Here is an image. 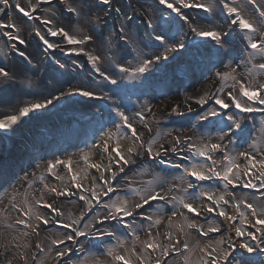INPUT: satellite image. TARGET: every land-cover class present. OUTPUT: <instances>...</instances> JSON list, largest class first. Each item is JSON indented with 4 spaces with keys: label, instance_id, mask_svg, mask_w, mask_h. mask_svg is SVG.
Segmentation results:
<instances>
[{
    "label": "bare ground",
    "instance_id": "1",
    "mask_svg": "<svg viewBox=\"0 0 264 264\" xmlns=\"http://www.w3.org/2000/svg\"><path fill=\"white\" fill-rule=\"evenodd\" d=\"M74 1L75 7H77L76 0ZM146 1L138 0L137 15L129 22L125 19V14L129 15L127 9L120 4H116L110 11H104L103 8H98V5H100L98 1L89 0L91 12L80 11L79 16H77L66 11L68 15L64 23L71 27V34L77 36L88 34L93 39L80 46L69 45L66 41L61 43L58 53L51 60V68L47 72L44 71L43 67L34 64L42 57L45 60L46 58L39 53L38 47L30 43L28 34L21 35V38L26 41L25 44H20L18 40L14 42L16 49L12 50L10 58L12 62L10 72L14 75V80L7 85H0V119H4L8 115L18 114L20 109L31 103L52 99V104L47 105L45 109L30 113L26 117H21L18 124L14 125L11 130L4 131L0 129V255L2 254L0 260H2V264H6L9 260L13 264L17 258L18 264H22L21 254H30L31 262H28V264H41V261H43V264H49L52 260L55 262L61 260L56 257V246L54 248L52 246L49 247L46 240H43L47 238L45 234L44 236L42 235L44 228L49 227L51 223L41 227L39 232L41 246L36 247L32 239L27 241L26 246H14H18V243H20L15 238V232H17L15 228L19 230L21 228V225L17 224L16 220L22 217L23 212L20 209L26 206L24 204L25 199L30 204V201L35 202L40 199L41 194H44L42 202H50L51 198L44 193L47 190L42 183L49 184L52 180L59 181L52 172L47 170L49 162L56 159L67 160L71 158V160H74L76 157L78 158L77 152L68 151L76 146L72 136L80 135L84 131L82 129L77 130L74 122L65 120L68 115H73V118L80 122H83L79 118L81 116L87 121L93 119L92 121L99 126L101 123L95 120H99L100 115L103 116L105 121L108 119L111 121L112 118H115L117 109L125 112L134 121L135 115L133 114L140 112L144 118L140 123L143 125L144 130L148 132V137L152 132L155 133L166 129L160 123V116L158 117L160 113L154 114L151 109L154 105L160 103L164 106L161 111L164 116L176 115V117L184 116L190 119L186 124H183L186 127L169 128L167 131L170 132V135L166 134L162 139L158 140V143H162L165 148H170L174 139L179 136L185 143L190 137V142L193 139L192 143L201 145L214 136L211 132L212 129L206 127L207 124H202L206 128L201 132L197 128V125L202 121L210 123L209 119H201L206 112L205 107L207 104L201 105L197 103L202 88L211 86L209 97L215 102L216 98H228L226 96L228 88H225L224 79L217 76V72L233 73L237 79L241 77V74H244V78L247 80V70L251 69L256 79L264 77V70L254 67V65L264 62L261 58L255 57L247 65L241 63V61H245L248 58V53L252 51L245 39L248 33L231 25L229 23L231 18H228L227 22L224 21L225 18L223 16L227 12L224 10L223 5L226 1L232 4V0H222V2L221 0H214L212 3H217L219 6L216 9L213 7L212 12H205L202 9L201 13H197L191 8L183 9L190 17L194 27L201 29L215 28L217 31L226 30L229 32L228 45L218 51V46L215 45L214 41L210 39L204 40L197 36L194 37L195 34L192 33L190 28V32L186 34L183 27V35L180 39L185 38V41L190 44V49L187 50L189 54L177 60L174 53H171L169 58L171 62L163 60L156 62L154 60L156 55L164 52V48L160 46L159 42L155 41L154 36L160 34L162 29L167 31L168 26L160 22L161 14L156 9L158 4L154 5L157 1L154 0L153 3H146ZM9 2H12V5L14 3L13 1ZM77 2L79 10L83 5V0H77ZM234 6L240 9L243 13L242 15L254 25L261 22L262 18L259 13L264 11V0H255V2H252V0H237ZM116 9H120V11L118 12ZM97 15H100L101 21L94 24L93 17ZM204 15L207 17H204ZM149 20L152 21V26H149ZM56 22L59 23V21ZM96 25H100L98 31ZM93 28L95 29L94 31ZM121 28H124V32L120 31ZM231 30L233 31L231 32ZM196 39H202L200 41L201 44H198V46L195 43ZM204 45L207 46L205 47ZM79 47H83L85 52L93 56H99L100 60L97 62V66L106 75L116 79L117 84L113 85L108 80H105L95 70L87 55L73 51V49H78ZM214 50L219 52L218 56L220 58L213 63L209 54ZM20 52H24L25 55L20 56ZM193 52H195L194 56L191 55ZM107 56L110 58H106ZM172 57H175V59ZM150 58L153 59V64L150 65L146 73L135 77L130 75L143 61ZM213 65H217V67L213 69ZM80 67H85L83 72L78 71ZM86 67L88 68L87 70ZM121 67L129 68L130 72L122 73L120 71ZM233 69H235V72H233ZM61 76H64L62 81V78L59 79ZM218 82L223 83L219 85ZM78 88L91 90L96 93L97 97L105 98L97 99L81 95H68L70 90ZM53 97L60 98L56 100ZM77 102L84 103L80 104ZM248 103L252 104L251 101ZM232 108L236 109L234 106L229 109L232 110ZM148 109H151V111H148ZM173 109H177V111H173ZM234 112L243 119V130L234 129L232 137L256 139L258 128L255 124L254 114L257 115V112L244 113L239 110ZM45 113L47 114L42 116ZM235 113L232 112L231 115ZM138 118L141 119L139 116ZM169 137L172 141H169ZM214 140L217 141L218 139L214 138ZM29 142L35 145L39 143L40 145L32 149L28 147ZM235 145L238 146V144ZM179 150L182 152L184 147H179ZM257 150H259L258 147ZM47 154L50 156L44 159L43 156ZM142 158L144 159V157ZM145 162L148 161H144L142 164ZM148 166H151L153 170L157 168L154 163L150 164L148 162ZM127 170L129 171L130 167ZM52 171L63 177L60 182L52 183L56 188L61 189L69 184L67 182L69 174L66 166L59 165ZM171 174L176 176L177 172ZM127 175V173L124 174L125 180ZM178 178L180 180L181 177ZM124 184L125 181H120L115 183L114 187L123 189L125 188ZM117 194L119 196L123 195V193ZM168 196L170 199L169 194ZM245 197H248V195ZM169 210L166 209L163 216H154L153 221L157 217L167 220L170 216ZM39 211L43 214L41 210ZM179 219V216L173 218L174 225ZM250 219L255 220L254 217ZM142 222L141 220L125 222L130 223L132 226L131 230L128 231H134L141 241L147 238L145 229L152 223L149 221ZM121 227L127 232L126 226L122 224ZM247 227L253 230L250 224ZM166 228L167 225L162 224L159 226V231H164ZM106 231L116 232V229L111 227ZM152 231L155 235L157 229ZM172 231L174 236H178L176 227ZM136 235H130L131 237L125 241L122 249L118 251L119 254L128 256L132 248H135L137 252H143L140 242L136 241ZM104 236L109 238L107 235H92V237L90 235L89 239L93 238L97 242ZM53 238L56 239L54 241H57L60 238V234H55ZM159 239L164 242L162 236ZM199 240L201 241L199 243L200 247L206 245L207 240ZM203 240L205 243L202 242ZM89 242H92V240L83 241L84 244ZM83 243L79 242L76 247ZM107 243L109 242L105 241L101 246L103 247ZM126 243L128 244L127 246H125ZM263 246L264 244H260L257 248L260 249ZM257 248L252 252L253 254H257ZM196 252L200 253L199 250ZM4 256L7 258L3 259ZM92 257L97 258L98 255H91L87 261L90 262ZM157 257L162 260L161 252L158 250L151 252L153 262ZM131 259L133 264H139L135 255H132Z\"/></svg>",
    "mask_w": 264,
    "mask_h": 264
},
{
    "label": "snow or ice",
    "instance_id": "2",
    "mask_svg": "<svg viewBox=\"0 0 264 264\" xmlns=\"http://www.w3.org/2000/svg\"><path fill=\"white\" fill-rule=\"evenodd\" d=\"M40 2H46L51 4L52 0H38L37 5L31 6L29 10H26L24 7H21L19 3L14 5L15 8H18L24 16L28 17L30 20H36L38 17L33 16V13L36 12L37 7ZM61 6L65 7L66 10L70 13H73L79 16L80 11L91 12V8L89 7V0H83L82 7L78 10L75 7L69 6L66 4L65 0H59ZM160 5H163L166 9L170 10L169 17L165 18L163 13L160 15V20L163 21L165 25L168 26L167 31L161 30L160 34H156L154 36L155 41L159 42L160 46L164 48V52L160 55H156L154 60L156 62L159 61H168L171 53H179L182 50H186V45L183 43L180 37L183 35V26L185 24L191 29L192 33L195 36L200 37L204 40H211L215 42V45L218 46V51L225 48L229 43L228 37L230 33L226 30L217 31L215 28L209 29H201L193 26V22L190 17L183 11V9L189 8H198L203 9L205 12L213 11V4H204L199 3L197 0H158ZM222 2V0H221ZM237 0H232V4L224 3L223 8L226 10L231 20L229 23L235 27H238L248 33L245 37L248 43V47H250L253 51L248 53V58L245 61H241V63L247 65L255 56H259L262 60H264V11L259 13L262 18L261 22L258 24H253L249 19H246L242 14L241 10L235 7ZM255 2V0H252ZM99 3L103 5H111L112 0H99ZM0 13L4 12L6 8H12L13 5L10 4L9 0H0ZM116 11H120V9H116ZM172 14H175L172 16ZM125 19L131 21L133 19L132 16L125 14ZM101 21L100 16H95L93 23H99ZM45 25L52 24L53 21L51 19L43 20ZM149 26H152V21H148ZM0 27L14 28L16 27L14 24L0 25ZM174 29V30H173ZM95 29L93 28V31ZM19 31V29H17ZM121 32H124V28L120 29ZM8 39L10 40H18L20 44H25L26 41L20 38L18 35H13L11 32L6 33ZM36 35L39 36V39L43 41L44 45H46L47 49H54L59 47V45L49 42L46 39L45 35H41L37 30ZM47 35L61 36L66 40L69 45H85L86 43L92 41L93 37L88 34H83L80 36L70 34L69 31L60 27V28H48ZM205 47L207 45H204ZM13 49H16V45H12ZM73 51H78L80 53H84L88 56V59L92 62L95 70L104 77L105 80H108L111 84H117V80L111 78L102 72L100 68L97 66V62L100 60L99 56H93L87 52L83 47H79L78 49H73ZM20 56H24V52L19 53ZM191 55H195V52L191 53ZM175 59V57H172ZM153 64V59L150 58L148 60L143 61L140 66H138L134 72H131L130 75L135 77L139 74L146 73L149 70L150 65ZM239 66V65H238ZM254 67H258L261 70H264V63H259L258 65H254ZM120 71L122 73H129L130 69L121 67ZM235 72V69H233ZM248 79L245 80L244 74H241V77L237 79L236 75L233 73H221L217 72V76L221 79H232L234 83L231 85L232 89H235L236 92L233 93L229 91L225 98H216L215 103L219 106L220 110H227L230 107H235L240 112L251 113V112H264V107H257V105H264V77L260 79H256L252 73L251 69L247 70L246 73ZM14 80V75L6 70L4 67H0V85H7ZM63 95V93H61ZM71 95H81L83 97L88 98H97L104 99L105 97H97L96 93L87 90L78 88L75 90H70L68 93ZM243 97V100L240 98ZM60 97H53V99L58 100ZM253 102L249 104L248 102ZM197 103L203 105L207 104L208 100L205 98H200ZM52 104V99H45L41 102L31 103L18 111L16 115H8L4 119H0V129L4 131L11 130L14 125H17L20 121L21 117H26L30 113H34L37 110L45 109L47 105ZM216 108L210 109L207 115L202 116L201 119L207 120L208 117H218L221 115V111ZM151 111V109H148ZM173 111H177V109H173ZM116 115L120 118L121 123L117 124L113 122V127L116 128L117 132L112 133L111 131L105 133L104 137H101L100 144L93 145L94 148L101 149L103 153L106 154L104 159L107 161L106 163H91L89 167L95 169L99 176L93 177V180H101L103 181V185L94 184L92 188L84 189L86 192H89V196H85L83 194L79 195L80 200L84 201L86 204L85 211L81 212L78 219H73L71 223L63 222L64 228H71L72 234H67L64 239L60 240L59 243L63 244L65 240L73 241L75 237H87L89 235H107L108 237H113L116 235L115 232L103 231L101 230L100 225H103L108 220L114 221H125L130 217H139L143 216V219L148 221H153V216L147 213L142 212V209L146 207H151L152 203L155 201H164L169 202V196L165 191L164 185L161 184L159 186V190L155 187H151V183L149 182V187L145 188L143 191L139 189L128 187L125 195L116 196L115 199H110L109 202L103 204V208L105 212L101 217L98 213L93 215V218L83 223V228L80 227L81 221H84L85 215L87 212H92L93 209L100 204V200L103 196H108L109 193H113L116 191V188L113 186L110 181H115L116 177L120 173L125 172L126 166L132 164H136L137 160L142 157H150L153 161H158L159 164H164L165 161L160 159L164 155H168L170 152L175 153L178 151V145L181 143H185V141L181 137H176L172 146L170 148H165L162 143H158V141L153 138L149 141H144L141 138V135L137 132L136 126H134L129 119V116L125 114V112L116 110ZM139 116L142 120L143 115L140 112L135 114ZM226 116V120H218L216 121L217 125V135L219 137V142L216 143H205L202 145H195L192 143L187 144V148L190 152H192L194 157L203 158L204 162L197 163L193 162L190 168H185L184 172L187 176H191L195 178L197 182H203L212 180L215 178L218 182L223 183L224 188H228L231 185L233 188L235 187H243V188H253L256 189L258 187L257 184L252 183V179L259 181V187L264 188V148H259L257 150V140L253 139L251 143L248 144L249 150H241L236 148L232 135H234L233 129L242 131V123L243 119L236 114L228 115L226 111L224 112ZM147 127V125H145ZM121 128L126 129L127 132L125 135H128L132 140V144L127 147L126 150L122 149L120 144V136L117 135L121 132ZM113 135H117L115 143L112 144ZM225 138L228 140V144L233 145V150L236 155L233 156L227 149V145L222 143ZM191 139L190 137L188 138ZM262 142H264V137L261 138ZM215 153H220V159L214 158ZM240 158H243L244 163L241 164L238 162ZM85 162L88 161L89 157L87 154L83 156ZM210 161L211 164L206 163ZM113 163L118 165L119 167L116 170H113ZM64 165L68 168L70 173H73L72 187L64 186L62 189H58L56 187H51L49 185H44L45 188L55 197H71L73 195H77L78 193L73 189H81L83 188V183L81 182V177L73 172V161L71 158L67 160L56 159L54 161L49 162L48 171L52 172L53 175L56 176V179L63 180L62 176L53 172V169H56L57 166ZM219 166V170H218ZM176 167H180L176 165ZM106 173H110V175H105ZM244 177H251L252 179L245 180ZM87 177H84L86 179ZM99 189V191H97ZM187 189H193L190 198L186 201L183 198L179 200V204L183 209H186L188 213H193L194 217L189 219L184 212L180 211L179 208L173 207L170 210V216L167 220L157 217L151 224L147 226L145 229L146 239L140 240V237L135 234L133 231V235H136V241L140 242L143 252H137L135 248H132L129 252L128 256L121 255L115 251V248L118 246H122L120 243L124 238L118 237V244L116 246L108 247L102 255L107 257H112V259L118 264H133V260L131 259L132 255H135L136 260L139 264H166V262H162V260L157 257L154 262L151 259V252H156L159 250L162 256L170 255L171 252H175L177 250L178 245H182L184 249L188 248V244L186 241H182L179 238L173 240V227L175 226L178 232L187 234L185 231V225L189 229H198L199 234L202 236L210 237V242L206 245L205 249L202 251L207 253L208 259H204L202 264H230V258L233 256V252L235 249L242 248L247 252L252 253L255 251L254 246L250 242H244L236 244L231 243V236H226L225 233L231 229V231L237 237H248L251 241H256L258 244H264V200L261 201L259 211L256 206L252 203H247L246 201H240L232 204V209L234 211H229L225 206L231 203V200L234 199L232 193H221L220 195H216L215 187H210L207 190L203 188V186H198L194 182L187 183ZM185 189V191H187ZM229 196L231 199H226L225 196ZM129 197H138L132 203L129 202ZM201 198H206L205 203L202 205L194 206V201L199 200ZM93 199H95L96 203L93 204ZM175 197H172V200H175ZM43 201V194H41L40 199L35 201V204H40ZM24 204L25 207H22L20 210L27 216L29 219L25 220L23 218L17 219L16 223L20 225H25L27 228L32 229L36 235H39L42 225H48L50 223H60L58 217L63 215L59 211L57 207L50 202H44L43 206L47 209H51L52 212L57 214L56 217H53L52 220H49L46 215L41 214V212L35 208V205H30L28 201L25 199ZM241 204L244 205L245 208L250 210L249 212H245L241 210ZM159 211V210H157ZM205 213L208 214H216L217 222H213L206 219L207 227L205 228L203 225L198 224L195 217H200ZM176 216H182L183 222L174 225L173 218ZM254 217L255 220L250 218ZM219 218H223L222 220ZM237 219L240 220V225L236 224ZM31 221V222H30ZM162 224H166L167 228L164 231H159V226ZM250 224L252 228L256 229V232L259 233V237L256 235V232L247 231L244 225ZM127 228L131 230L132 226L129 224ZM153 229H157L155 235L153 234ZM219 233V237L212 236L211 234ZM163 237L164 240L169 243L165 245L159 237ZM53 243H57V241H53ZM79 243V241H77ZM227 245L228 247H224ZM39 247V245H35ZM83 244L80 245V249H75L71 247H65L63 250H56V257L64 260L65 257L71 258V255L83 249ZM211 249V251H208ZM151 250V252H149ZM147 253V255H145ZM187 261V258H185ZM6 264H12V261L9 260ZM43 264V261H41ZM65 264L67 262L65 261ZM81 264H89L87 259L81 261ZM91 264H101L99 259H95L91 261Z\"/></svg>",
    "mask_w": 264,
    "mask_h": 264
},
{
    "label": "rangeland",
    "instance_id": "3",
    "mask_svg": "<svg viewBox=\"0 0 264 264\" xmlns=\"http://www.w3.org/2000/svg\"><path fill=\"white\" fill-rule=\"evenodd\" d=\"M9 1L14 2L13 7L12 8H6L4 12L0 13V25L14 24L16 27H14V28L0 27V67H4L6 70H9V71L12 69V62L10 61V58L12 56V50H13L12 45H14L15 44L14 42L17 40L8 39V36L6 35V33L11 32L13 35H18L20 38H21L22 34H24V35L28 34L29 39H30V43H33V45L35 47H38L39 53L43 54L46 58V60H45L42 57L38 62H36L34 64H38L40 67H43L44 71L47 72L51 68V64H52L51 60H53L55 55L58 53L59 47H56L54 49H47L46 45H44L43 41H41L39 39V36L36 35V32L38 30L41 35H45L46 39H48L49 42L61 46L60 44L64 43L66 40L64 38H62L61 36L53 37L51 35H47V29L48 28L55 29V28L62 27L64 29H66L67 31H69V33L71 34V32H72L71 27L68 24L64 23V20L67 19L66 16L68 15L66 13V11H67L66 8L61 6L59 0H52L51 4L46 3V2H40L39 6L37 7L36 12L33 13V16L38 17V19L30 20V19H28V17L24 16V14L21 13L18 8H15L14 5L16 3H19L21 5V7H24L26 10H29L31 6L37 5L38 0H9ZM97 1L99 2V0H96V2ZM156 1H157V3H155L154 5L158 4V6L156 8L157 12L159 14L163 13V15H165L164 17L166 19L170 18L169 17L170 10L166 9L163 5H160L158 0H156ZM213 1L214 0H197V2H199V3L213 4L215 9H216L217 6H219V5L217 3H212ZM65 2L67 5L75 7V1L74 0H65ZM153 2H154V0H152V1L147 0L146 1V3H153ZM137 3H138V0H112L111 5H103V4L99 3L100 5H98V8H103L104 11H110L116 4H120L122 7L127 9L129 16L134 17L137 15V13H136ZM10 4H12V2H10ZM76 4H77V7H75V8L78 9L77 0H76ZM228 4H230V3H228ZM0 7H3V5H0ZM191 9L193 11H196L197 13H201L200 11L202 10V9H198V8H191ZM100 11H102V10H100ZM92 14H94V13H92ZM241 14H243V13L241 12ZM174 15L175 14H172V16H174ZM97 16H100V15H97ZM204 17H207V16L204 15ZM223 18H225L224 21L227 22L228 18H231V17H229L228 14L226 13L223 16ZM45 19H51L53 21V23L45 25L43 23V20H45ZM56 21H59V23H57ZM160 22H163V21L160 20ZM96 26H97L96 29L98 31V28H100V25H96ZM165 26H167V25H165ZM183 27L186 31V34H188L190 32L188 25L185 24ZM17 29H19V31H17ZM194 37H196V36H194ZM201 40L202 39H198L195 42L197 46H198V44H201L200 43ZM103 41H104V38H103ZM182 41L186 45V50H182L179 53H174V56L176 57L177 60L180 59V57L182 58L183 56L189 54L187 52V50L190 49V44H188L185 41V38L182 39ZM191 51H192V49H191ZM251 51H253V50L251 49ZM255 57L260 58L258 55ZM106 58H110V57L107 56ZM169 62H171V61H169ZM84 68L80 67L78 71L83 72ZM87 69L88 68L86 67V70ZM54 70L56 71V69H54ZM71 72H73V71L71 70ZM58 76H60V74H58ZM59 79H61V81H62L64 79V76L59 77ZM200 81H202V79H200ZM223 82L225 84V88H228V92L229 91H232L233 93L236 92L235 89L231 88V85L234 83V81L232 79H230V78L226 79V80L224 79ZM210 89H211V86H208L206 88H202V90L200 91L201 93L199 94V99L205 98L208 100L207 106L205 107L206 112L203 114L204 116L207 115V113L210 109L216 108L217 110H220L219 106L216 105L215 102H213V99L211 97H209L211 94ZM240 98L243 100V97H240ZM84 102H77V103L83 104ZM257 107H264V105H257ZM163 108H164V106L162 104L158 103V104L154 105L151 109L154 112V114L160 113V114L164 115L163 113H161ZM220 111H221V115L218 116L219 120H226V116L224 115L225 110H220ZM234 111L238 112L237 109L232 108V110L229 109L227 114L231 115L232 112L235 113ZM46 114L47 113H45L44 115L42 114V116H45ZM160 114L158 115V117L160 116V119H161L162 115H160ZM133 115H135V114H133ZM185 116H188V115H185ZM79 118L83 122L77 121L75 118H73V115H68V117L66 119L65 118L64 119L67 121L74 122V125H76L77 130L82 129L84 131L80 135L72 136V139L74 140V143L76 144V146L74 148H72L71 150L69 149V151H68V152H77V154H78V158L76 157L74 160H72L73 161V172L78 174L81 177V182L83 183V188L73 189L78 194L73 195L71 197H67V196L55 197L54 194L50 193L47 188H46L47 191L44 192L45 194H47V196L49 198H51L50 203H53V205L55 207H57L61 213H63V215L58 217V220L60 221V223H51V225L49 227L44 228V232L42 234L43 236H44V234L47 236V238L43 239V240H46L48 246L49 247L52 246L53 248L56 246V250L57 249L63 250L65 247H71V248L74 247L75 249H80V246L76 247V245L78 244L77 241L82 242V243L84 240H87V239L89 241L90 240L93 241V238L89 239V236H90L89 235L87 237L77 236V237H75V240H73V241L65 240V242L63 244L59 243V241L64 239L67 234H72V229L71 228H64L63 222L71 223V221L73 219H78L81 212L85 211V209L87 207L84 201H83L84 203L83 202L79 203V201H82V200H80L79 195L83 194L85 196H89L90 193L86 192L84 189L92 188L94 186V184L103 185V181H101V180H95L94 181L93 180V177L99 176V173L95 169L90 168L89 164H91V163H102V162L106 163L107 161L104 159L106 154L103 153L102 148L97 149V148H94L93 145L100 144L101 137H104L105 133H107L109 131H111L112 133L117 132L116 128L113 127V122H115L117 124L121 123L120 118L118 116L115 118H112L111 121L109 119L107 121H105L103 116L100 115L99 120H95V121H99L101 123L99 126H98V124L96 125L92 121L93 119L87 121L85 118H83V116H81ZM212 118H214V117H208V119H212ZM129 119H130V122L134 126H136L137 132L141 135V138L144 141H149L153 138H155L158 141L159 139H162L166 134L170 135V132L167 131L169 129L159 130V131H156V133H153L151 138L146 140L148 132H146L144 130L143 125H141V123H140V121H142V119H139L138 116H136V115L134 118L135 121L131 120V118H129ZM255 119H256L255 124L257 125V128H258V133H257L258 137L256 136V139H255L258 142L257 147L258 148H264V142H262V140H261V138L264 137V112L257 111V115L255 116ZM185 127H186V125H185ZM233 131H234V129H233ZM126 132H127L126 129L121 128V132L117 134L120 136V144H121L123 150H126L127 147H129L132 144V140L129 138V136L125 135ZM211 132L214 136L211 137V139H209L205 143L219 142L217 130L216 131L214 130ZM117 135H113L112 141H110V143H112V144L115 143ZM214 138H217L218 140L215 141ZM232 140H233L234 144H238V146L235 145L236 148H239L241 150H248V144L251 143V141L253 139L248 137L247 139H244L243 143L241 142V144H239V140L242 141V138H240V137L236 138L235 136H233ZM169 141H172V139L170 137H169ZM192 142H193V139L191 142L188 139L187 143H183V144L179 145V147H181V146L184 147V150H186L187 152L184 155L186 162H183L181 165H179L181 167V171L177 172L176 176H173L172 174L171 175L170 174H168V175L167 174H161L157 171V168H154L155 170H153L151 166H148L149 161L145 162L146 164L145 163L142 164L144 161H146L149 158L147 156L144 157V159L143 158L138 159L137 163L134 165L130 164V165L126 166L125 172L120 173L118 175V176H120V175H124L126 173L128 174L126 177V180H124V181H126V183L123 185L125 188L121 189L124 191L123 195H125L129 186H131L132 188L139 189V190L143 191L145 188L150 186L149 182H152L151 187H155V188H157V190H159V186L161 184H163L165 187V191L167 192V194L170 195V199H169L170 203H169V206L158 205L159 210L160 211H162V210L166 211V209L171 210L173 207H176V208H179L180 211L184 212L185 215H187L189 217V219H192L194 217V214L188 213L187 210L183 209L181 207V205L179 204V200L181 198H183L184 200L187 201L191 196V193H189V189H187V183L188 182H194V183L197 182V181H195L194 177L187 176L184 172V169L190 168L191 165L193 164V162H197V163L204 162L203 158L194 157L192 152H190L188 150L187 144L192 143ZM222 143L227 145L228 151L233 156L236 155L235 151L233 150V145L228 144L227 138H225V140ZM192 144L196 145V143H192ZM34 145H35L34 143H31V142L28 143V147H31V148ZM197 146H199V144H197ZM178 151H181V150H179V148H178ZM249 151H251V149ZM85 154H87L89 157L87 162H85V160L83 159V156ZM163 157H166V155L162 156L161 158H163ZM214 158L220 159L222 157H221L220 153H215ZM238 162L243 164L244 163L243 158H240V160ZM206 163L211 164L210 161H207ZM118 167H119L118 165L113 163V170H116ZM128 167H130L129 171L127 170ZM67 170H68V168H67ZM218 170H219V166H218ZM137 173H139V174L137 175ZM68 174H69V178L67 177V182H69V184H71V186H69V184L67 186L72 187L73 182L71 180V177H72L73 173H70L68 171ZM105 175H110V173H106ZM134 175H137V176H134ZM84 177H87V178L84 179ZM178 177H181L180 180ZM244 179L248 180V179H252V178L251 177H244ZM173 180H177V181H173ZM60 181L61 180H59V181L52 180V182H50L47 185H49L51 187H55L52 183H57ZM115 181H110V183L113 184V183H115ZM252 183L257 184L258 187L256 189L243 188V187L233 188L231 185H229L228 188H224L223 183L218 182L215 178H213L212 180H208V183L202 184L199 186H203V188L205 190H207L210 187H215L217 196L220 195L221 193H232L234 196V199L231 200V203L229 205L225 206L229 211H234L232 209L233 203L240 202L242 200L246 201L247 203H252L254 206L257 207V209L259 211L261 201L264 200V188L259 187L260 182L255 180V179H252ZM42 185H46V184L42 183ZM185 189H187V191H185ZM97 191H99V189H97ZM123 195H121V196H123ZM246 195H248V197H245ZM116 196H118V194H114L113 197H111L110 193L106 197L103 196L100 200V204L97 205L93 209L92 212H87V214L85 215L84 221H81L80 227L83 228V223L92 219L93 215L96 213H98L102 217L104 212H105V209L103 208V204L106 202H109L110 199H115ZM172 197H175L176 199L172 200ZM60 198H62L60 203L56 204L55 201L60 200ZM225 198L231 199L227 195L225 196ZM244 198H245V200H244ZM135 199H138V197H129V202L132 203ZM205 201H206V198H201L199 200H196V201H194V206L202 205L203 203H205ZM95 203H96V201H95V199H93V204H95ZM43 204H44V202H41L40 204H35V202L30 201V205H35V207L38 208L39 210H41L43 212V214L46 215L49 220H52L53 217L57 216V214L55 212H52L51 209L45 208L43 206ZM241 210L245 211V212L250 211L247 208H245L243 204H241ZM21 216L25 220L29 219L27 216L24 215V213H22ZM206 217H207V220L213 221L214 223L217 222V217H216L215 213H213V214L205 213L204 215H202L200 217H195V219H196L198 224H201L206 228L208 226L206 219H205ZM179 218L180 219L176 223V225L183 222L184 218L182 216H179ZM219 219L222 220L223 218H219ZM240 223H241L240 220L237 219L236 224L240 225ZM20 227H21L20 230L15 228V230L17 231V232H15V238L17 240H19L20 243H18V246L13 245L14 247L26 246V244L28 243L27 241H30L31 239H32V241L35 242L36 245L41 246L40 233L37 236L36 233L32 232V229L27 228L25 225H21ZM100 227H101V230L104 231V230L109 229L111 226L107 223L105 225H100ZM244 227L247 229V231L256 232V229L252 228L253 230H250L249 227H247V225H244ZM173 228H175V226ZM185 231L187 233L186 235L184 233L177 231L178 236H176V235L175 236H176V238H179L182 241H186L188 244V248L184 249L182 247V245H178L177 250L175 252H171V250H170V255H166V256L161 255L162 256V262H166V264H202V261L204 259H208L207 253L202 251V249L206 248V245L210 242V237H208L209 239H207L206 236H202L199 234L198 229H189V228H187L186 225H185ZM57 233L60 234V238L57 240L58 243H55L56 244L55 245L53 243V241L56 239L53 237ZM211 235L215 236V237H219L220 234L214 233ZM225 235L231 236V238H232L231 243H233V244H236L237 242L244 243L247 241V242H250L254 246L255 249L257 248L256 245L258 243L256 241H251L250 238H248L246 236L245 237H237L231 231V229H229L225 233ZM256 235L259 237L258 232H256ZM175 236L173 235V240L176 239ZM91 237H92V235H91ZM118 237L124 238L120 242V243H122V246H123V244L127 240L126 237L122 234L116 233V235L113 238V241L103 245L102 249L89 247L85 251V253L82 257L75 258V255L78 254L79 252H81V250H78L71 255L70 259L68 257H65L64 260H60L59 262H55L54 260H52L49 264H65V261L67 262V264H81V261L88 259L91 255H96V254L98 255V257L97 258L92 257L91 261H93L95 259H99L101 261V264H117L118 262L114 261L112 259V257H107L105 255H102V253L105 252L108 247L116 246L118 244V240H117ZM199 239L207 240L206 245L200 247L199 243L201 241ZM202 242L205 243L204 240ZM127 243H129V242H127ZM127 243L125 244V246L128 245ZM163 243L165 245H167L169 242L164 241ZM83 246H84V243H83ZM122 246L116 247L115 251L118 253V251L122 249ZM224 247H228V246L225 245ZM197 250H199L200 253L199 252L197 253L196 252ZM263 250H264V247L261 248V252ZM28 251H29V249H28ZM28 251H27V253H28ZM40 251H42V250H40ZM208 251H211V249H208ZM242 253L244 254V256H247V257L246 258H239L240 256H242L241 255ZM145 255H146V253H145ZM252 255H254V254L247 252L245 249L237 247L235 249V251L233 252V256L230 258V264H241V262H242V264H256V262L249 260L252 258ZM1 256H2V254L0 255V257ZM21 256H22L21 259L23 261L22 264H26V263L28 264V262H31L30 254H27V255L21 254ZM5 258H7V257L4 256L3 259H5ZM185 258H187V261ZM58 259H60V258H58ZM91 261L89 262V264H91ZM0 264H2V260H0ZM13 264H18V258L16 259V261L14 260Z\"/></svg>",
    "mask_w": 264,
    "mask_h": 264
},
{
    "label": "flooded vegetation",
    "instance_id": "4",
    "mask_svg": "<svg viewBox=\"0 0 264 264\" xmlns=\"http://www.w3.org/2000/svg\"><path fill=\"white\" fill-rule=\"evenodd\" d=\"M241 255L244 257V254L243 253Z\"/></svg>",
    "mask_w": 264,
    "mask_h": 264
}]
</instances>
